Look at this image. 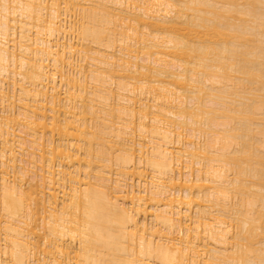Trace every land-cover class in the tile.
Here are the masks:
<instances>
[{"label": "bare ground", "instance_id": "bare-ground-1", "mask_svg": "<svg viewBox=\"0 0 264 264\" xmlns=\"http://www.w3.org/2000/svg\"><path fill=\"white\" fill-rule=\"evenodd\" d=\"M0 264H264V0H0Z\"/></svg>", "mask_w": 264, "mask_h": 264}, {"label": "rangeland", "instance_id": "rangeland-1", "mask_svg": "<svg viewBox=\"0 0 264 264\" xmlns=\"http://www.w3.org/2000/svg\"><path fill=\"white\" fill-rule=\"evenodd\" d=\"M205 101H207V100H205ZM245 176H246V175H245ZM245 176H244V177H245ZM247 176H248V175H247ZM245 178H249V176H248V177H245Z\"/></svg>", "mask_w": 264, "mask_h": 264}]
</instances>
